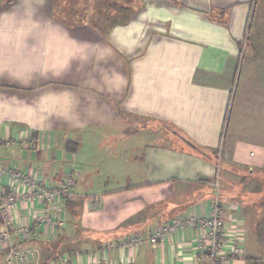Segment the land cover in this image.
Here are the masks:
<instances>
[{
  "label": "crops",
  "instance_id": "crops-1",
  "mask_svg": "<svg viewBox=\"0 0 264 264\" xmlns=\"http://www.w3.org/2000/svg\"><path fill=\"white\" fill-rule=\"evenodd\" d=\"M0 170L3 196L10 173L70 183V205H48L54 224L30 198L0 221L6 261L30 259L31 237L42 264L198 263L205 231L148 238L205 216L216 182L232 191L225 237L243 240L231 264L254 260L260 236L241 229L245 198L264 196V0H0Z\"/></svg>",
  "mask_w": 264,
  "mask_h": 264
},
{
  "label": "built area",
  "instance_id": "built-area-1",
  "mask_svg": "<svg viewBox=\"0 0 264 264\" xmlns=\"http://www.w3.org/2000/svg\"><path fill=\"white\" fill-rule=\"evenodd\" d=\"M3 171L0 170V186L2 187ZM11 184L7 185L8 191L6 196H3V192H0V221L7 222L10 219L12 208L15 206L18 200L22 198L33 199L43 203L44 218L42 219V225L47 226L51 222L48 217V205L55 202H62L65 198L69 197L70 183L56 188H43L38 185V182L32 179L27 173H10ZM27 186V190L24 192L21 186ZM29 188V190H28ZM217 198V196H216ZM49 221H51L49 223ZM51 224V225H52ZM186 227L194 228L199 231L206 232V238L201 237V241L206 245V253H200L198 255V263L195 264H231L237 260H240L243 256V240L241 235H233L231 239H226V234L223 232V222L219 217L217 199L210 205L209 210L205 216H198L194 213L189 214L185 220L180 218L174 219L164 227L154 231L148 238V242L151 245H156L160 240L168 233H172L177 229L183 230ZM24 237L25 234L23 233ZM4 231H0V241L5 242ZM127 246L138 247L142 243V239L139 236H131L126 240ZM4 244V243H3ZM10 259H14V264H25L28 262L27 252H19L9 254ZM33 253L31 252V258ZM12 264V263H11ZM81 264H109L106 259H101L98 256H88L82 260Z\"/></svg>",
  "mask_w": 264,
  "mask_h": 264
},
{
  "label": "rangeland",
  "instance_id": "rangeland-1",
  "mask_svg": "<svg viewBox=\"0 0 264 264\" xmlns=\"http://www.w3.org/2000/svg\"><path fill=\"white\" fill-rule=\"evenodd\" d=\"M242 56H243V52H241L240 61H241ZM217 155H218V158L220 157L219 159H221V160H224V159L226 160L227 159L224 156V153L220 154L218 152ZM217 165H218V170L225 169V166H224L223 163L220 164V162H217ZM258 177H259V175H258ZM215 187H217V189L214 188L212 190L213 200H212L211 204L214 202L215 199H217L218 210H219V217H220V215H221V208H220L219 200H222L223 199L225 201H228V198H231V196H232V193H231L232 191L231 192L225 191L224 189H222L221 187L218 186V183L217 182L215 183ZM231 189L233 190L234 187L231 188ZM216 196H217V198H216ZM235 196H236V199L238 201H240V196L239 195L237 196L236 194H235ZM254 196L250 197L251 199L248 198L249 201L246 200L247 197L245 198V201H244V204L245 205H244V207H243L242 210L244 212V215H246L247 218L249 219V222L244 223V226L245 227L243 226L244 228L241 229V230L244 231V234L249 230L248 231L249 234L256 233V235L260 236V237H257L255 240L258 241V242H260V244H257L256 245V248H258L261 253H259L260 255L255 256L254 260L248 261L247 264H264V223L257 222L255 220H252L251 221V218H252L251 216L252 215H255V214H258V212H259V214H262L263 213L262 215H264V209L262 208V206H260L259 204H257V203L260 202V200L262 199V197L260 198V196H258V194H255ZM250 200H252V202H255V204L254 205H251L250 204L251 203ZM220 220H221V218H220ZM241 223H243V222H241ZM241 223H239V224L237 223L235 226H238ZM224 231H225V228H224V224H223V232ZM30 238L31 237H28L27 238L28 241H30V243L28 244V246H26V248L31 249L30 251H32L33 257L30 258V259H28V262L25 263V264H42V261L43 260L41 259V256H40V250H41L40 249L41 248L40 245L42 243H40L37 239H34V238L30 239ZM71 244L72 243H70V242L64 241L63 242L62 249L64 251H66L67 249H69L67 251L70 252L71 251L70 250V245ZM32 249H34L35 251L32 250ZM5 256L6 255L0 257V264H11V262H12V264H14L13 263L14 262V259L13 260L10 259V262H9V261H6V257ZM59 260H61V258L56 259L55 262H58V263L61 264V261H59ZM66 261H68V260L66 259ZM16 264H20V263H16Z\"/></svg>",
  "mask_w": 264,
  "mask_h": 264
},
{
  "label": "trees",
  "instance_id": "trees-1",
  "mask_svg": "<svg viewBox=\"0 0 264 264\" xmlns=\"http://www.w3.org/2000/svg\"><path fill=\"white\" fill-rule=\"evenodd\" d=\"M189 145H191V144H189ZM191 147L196 151V153H199V154H201V155H205L204 153H203V151H200L199 149H197L196 147H193L192 145H191ZM68 150H69V147H68ZM205 156H207V155H205ZM207 157H209V156H207ZM261 202V203H260ZM260 204H261V206H264V196L262 197V199L260 200ZM70 201L67 199V198H65L64 199V205L67 207V206H69L70 205Z\"/></svg>",
  "mask_w": 264,
  "mask_h": 264
}]
</instances>
